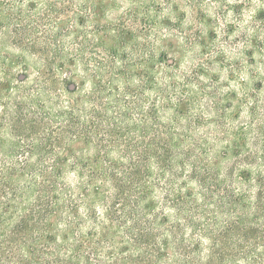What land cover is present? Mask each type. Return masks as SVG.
<instances>
[{
    "label": "trees",
    "instance_id": "1",
    "mask_svg": "<svg viewBox=\"0 0 264 264\" xmlns=\"http://www.w3.org/2000/svg\"><path fill=\"white\" fill-rule=\"evenodd\" d=\"M224 2L241 23L257 3L241 46L263 71L247 73L251 121L232 136L221 124V146L211 149L210 136L181 133L183 120L185 130L199 126L190 120V98H176L172 60L162 80L148 69L141 100L117 86L128 81L126 62L109 79L93 76L89 94L70 69L60 80L69 81L65 100L50 98L43 85L23 88L5 40L26 33L37 2L0 0V264H264V0ZM119 5L94 6L104 20L101 42L109 37L113 54L131 43L125 28L116 35L104 28L112 26L109 12L119 17ZM53 58L59 68L76 66L59 52ZM23 122L41 133L28 141L5 137Z\"/></svg>",
    "mask_w": 264,
    "mask_h": 264
},
{
    "label": "rangeland",
    "instance_id": "2",
    "mask_svg": "<svg viewBox=\"0 0 264 264\" xmlns=\"http://www.w3.org/2000/svg\"><path fill=\"white\" fill-rule=\"evenodd\" d=\"M116 1L120 3L121 13L116 18L115 12H109L106 20H110L112 26L104 28L114 30V35L125 28L131 43L125 50L118 48L113 54L110 46L114 42L109 37L107 42H101L104 20L95 15L97 0H36L37 9L27 19L30 24L28 32L25 30L21 36L5 40L6 52L14 57L13 73H18L17 80L23 82L21 86L34 88L43 85L50 98L65 100L62 89L69 81L62 85L60 80L67 77L65 72L69 69L77 72L79 80H83L82 93L89 94L90 83L95 79L93 76L100 73L109 79L108 74L113 71L119 74V66L126 62L128 81L124 83L125 80L119 78L122 83L117 86H128L129 98L141 100L148 69L152 67V74L162 80L166 73L163 64L172 60L176 65L171 69L176 98H190V120H198L199 126L185 130L188 124L183 120L181 133L198 140L210 136L206 148L211 149L221 146V124H226L231 136L239 134L245 123L252 119L251 104H244L255 101L251 97L254 82L248 83L247 73L250 70L263 71L258 65H251L241 46L242 31L249 25L257 3L251 4L253 8L250 10H245L241 23L225 8L224 0H143L141 3L137 0L136 5L131 3L134 0ZM77 18L82 20L78 22ZM231 31L235 33H229ZM56 52L65 56V61L75 58L76 66L59 68L58 58H53ZM18 56L26 59L25 65L17 63ZM159 56L164 59H160L161 63ZM142 58L151 61L147 63L148 67L139 64ZM255 60L260 62L258 55ZM114 63L118 67L113 70ZM44 73L43 79H39V75ZM218 97L230 99L231 107L225 109L227 102H218ZM219 105L221 109L217 108ZM255 125L259 126V122ZM16 131L10 129L5 137L15 136L28 141L41 133V126L32 127L23 122ZM66 132L63 129L60 137ZM248 136H253V132ZM247 150L255 151L253 142L248 143ZM228 164L225 162L223 167ZM183 180L187 179H179Z\"/></svg>",
    "mask_w": 264,
    "mask_h": 264
}]
</instances>
